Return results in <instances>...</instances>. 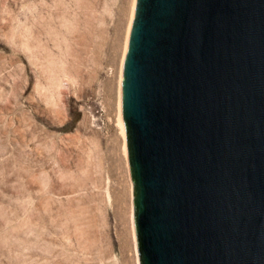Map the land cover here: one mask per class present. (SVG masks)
Masks as SVG:
<instances>
[{
    "label": "water",
    "instance_id": "1",
    "mask_svg": "<svg viewBox=\"0 0 264 264\" xmlns=\"http://www.w3.org/2000/svg\"><path fill=\"white\" fill-rule=\"evenodd\" d=\"M122 119L138 264H264V0H136Z\"/></svg>",
    "mask_w": 264,
    "mask_h": 264
},
{
    "label": "rangeland",
    "instance_id": "2",
    "mask_svg": "<svg viewBox=\"0 0 264 264\" xmlns=\"http://www.w3.org/2000/svg\"><path fill=\"white\" fill-rule=\"evenodd\" d=\"M136 0H0V264H138L122 119Z\"/></svg>",
    "mask_w": 264,
    "mask_h": 264
}]
</instances>
